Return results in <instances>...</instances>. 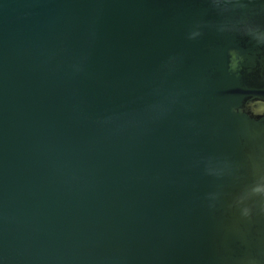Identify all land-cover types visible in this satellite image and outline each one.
I'll return each mask as SVG.
<instances>
[{
	"label": "water",
	"instance_id": "1",
	"mask_svg": "<svg viewBox=\"0 0 264 264\" xmlns=\"http://www.w3.org/2000/svg\"><path fill=\"white\" fill-rule=\"evenodd\" d=\"M0 264H264V0H0Z\"/></svg>",
	"mask_w": 264,
	"mask_h": 264
}]
</instances>
